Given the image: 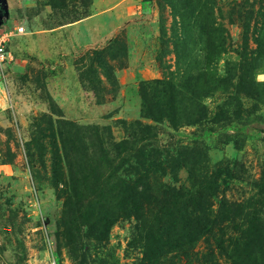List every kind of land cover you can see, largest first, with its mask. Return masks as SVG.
Here are the masks:
<instances>
[{"label": "rangeland", "instance_id": "obj_1", "mask_svg": "<svg viewBox=\"0 0 264 264\" xmlns=\"http://www.w3.org/2000/svg\"><path fill=\"white\" fill-rule=\"evenodd\" d=\"M4 1L0 264H264V0H139L88 45L59 28L91 0ZM120 141L162 160L136 215L114 213L116 178L137 179Z\"/></svg>", "mask_w": 264, "mask_h": 264}, {"label": "trees", "instance_id": "obj_2", "mask_svg": "<svg viewBox=\"0 0 264 264\" xmlns=\"http://www.w3.org/2000/svg\"><path fill=\"white\" fill-rule=\"evenodd\" d=\"M181 16H184V15L181 14ZM196 18L198 17L194 18L197 21ZM200 21L203 22L204 20H200ZM190 32H191L190 30L185 29L184 30L185 36L189 35ZM167 81H168V78L165 80L155 81V82H158L157 84L162 86L160 89L162 96L161 97L157 96V100L159 101L163 99L164 97L163 93H165L166 90H173V87H171V85L170 87H168L169 89H164L165 86H167L168 84ZM179 87L186 89L185 82L178 84V88L174 89L175 96L177 97L178 94H180V98L183 100L184 99L183 94L182 92L179 91ZM141 95L143 98V105H142L143 115L148 116L153 119H161L163 117H166V119L171 120L173 124L175 123L176 111L173 109L167 110L166 108L158 107L157 105L152 104L154 101V98L152 101V98L149 97V93L147 89L144 87V85H141ZM170 100L173 103L175 98L173 96H170ZM129 144L131 143L128 141H120L114 145V151L117 153V157H119L123 153L135 151L132 157L136 158V162H135L136 165H134V168H132V171L137 175V179L134 181H126L124 179H121V177L116 178L117 183L114 189L117 188L118 194L120 196L118 203L115 205L116 210L114 213L117 212V215L125 214L126 213L125 209H131L129 214L134 213L136 215L140 213L142 211V207H141L142 205L138 203L142 202L143 200H146L144 197L150 196L149 194L150 186L146 182L150 178L149 176L150 172L152 171V169H155L156 172L163 169L161 167L162 160L159 155L157 156V159H158L157 162H154L153 164H151L150 162L148 165H146L144 164V159L142 158L148 152L146 151L145 147H142L139 149H136V148L133 149L131 146H129ZM97 152L101 158L98 160H93L91 157H89V162H94L96 165H98L99 166L98 169H100L102 165H106L105 171H111L114 169H115L114 171H116V169H118V166H116L117 164L113 165L115 160L110 159L109 154L107 155V153H105V150L101 149V146H100V150H97V151L95 150V153ZM123 159L124 158H121L120 162H127V160L125 159L123 160ZM137 165L139 167H137ZM89 166L91 167L92 164H90ZM143 181H145L146 183L144 184ZM123 195L125 196L124 200H123ZM184 216H186L189 219L191 216V213H189V211L185 209Z\"/></svg>", "mask_w": 264, "mask_h": 264}, {"label": "crops", "instance_id": "obj_3", "mask_svg": "<svg viewBox=\"0 0 264 264\" xmlns=\"http://www.w3.org/2000/svg\"><path fill=\"white\" fill-rule=\"evenodd\" d=\"M91 3H92V12L90 15L91 17L88 16V17L78 19L72 22H68L66 23V25L61 26V28H59L60 26H58L59 29H62V28L69 29L73 27L76 32L75 40L76 42H78V44H81V45H88V43L90 42V38H89L90 34L92 30L95 29L93 26L94 25L101 26L102 23H106L107 17L110 21L112 17V19L114 20L113 23H118L121 18H119L120 15L116 17L117 11L120 12L121 10H124L123 15L128 17L129 15H131L130 13L131 10H142V6L139 4L140 3L139 0H91ZM28 6L29 5L25 3V0L24 1L22 0V3H21L22 9L33 10ZM52 8L53 7L51 5H43V7H41L40 10H46L48 12L50 10L51 12ZM34 10L36 9L34 8ZM125 16L124 18H126ZM91 18L94 22H98V23H95L90 26L89 23L91 22H89V19ZM110 21L109 23L111 24L112 21L111 22ZM52 29L54 28L52 27ZM101 29H102V33L105 32L106 30L103 27ZM102 33L99 32L97 36L100 37V35H102L103 37Z\"/></svg>", "mask_w": 264, "mask_h": 264}, {"label": "built area", "instance_id": "obj_4", "mask_svg": "<svg viewBox=\"0 0 264 264\" xmlns=\"http://www.w3.org/2000/svg\"><path fill=\"white\" fill-rule=\"evenodd\" d=\"M15 31H16V33H22V32H24V27L18 26V27H16ZM5 34L6 33L0 34V57L4 54V51H5V49H4V43H5L4 35Z\"/></svg>", "mask_w": 264, "mask_h": 264}, {"label": "water", "instance_id": "obj_5", "mask_svg": "<svg viewBox=\"0 0 264 264\" xmlns=\"http://www.w3.org/2000/svg\"><path fill=\"white\" fill-rule=\"evenodd\" d=\"M8 16V9L4 0H0V23L4 22Z\"/></svg>", "mask_w": 264, "mask_h": 264}]
</instances>
